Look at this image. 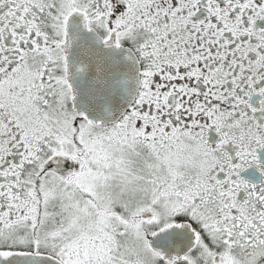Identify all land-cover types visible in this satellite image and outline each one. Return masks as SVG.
Masks as SVG:
<instances>
[{"label": "snow or ice", "instance_id": "snow-or-ice-1", "mask_svg": "<svg viewBox=\"0 0 264 264\" xmlns=\"http://www.w3.org/2000/svg\"><path fill=\"white\" fill-rule=\"evenodd\" d=\"M0 264H264V0H0Z\"/></svg>", "mask_w": 264, "mask_h": 264}]
</instances>
